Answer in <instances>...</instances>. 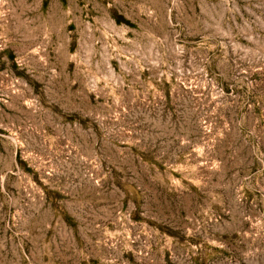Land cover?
Instances as JSON below:
<instances>
[{"label":"rangeland","instance_id":"374dc122","mask_svg":"<svg viewBox=\"0 0 264 264\" xmlns=\"http://www.w3.org/2000/svg\"><path fill=\"white\" fill-rule=\"evenodd\" d=\"M0 264H264V0H0Z\"/></svg>","mask_w":264,"mask_h":264}]
</instances>
